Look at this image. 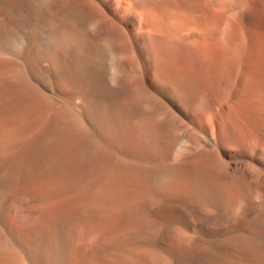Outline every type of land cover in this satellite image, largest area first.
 Masks as SVG:
<instances>
[{
    "label": "bare ground",
    "instance_id": "bare-ground-1",
    "mask_svg": "<svg viewBox=\"0 0 264 264\" xmlns=\"http://www.w3.org/2000/svg\"><path fill=\"white\" fill-rule=\"evenodd\" d=\"M0 264H264V0H0Z\"/></svg>",
    "mask_w": 264,
    "mask_h": 264
}]
</instances>
